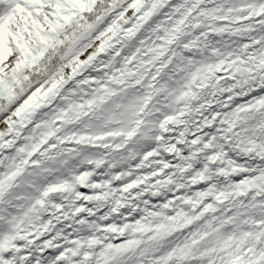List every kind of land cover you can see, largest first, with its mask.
<instances>
[{
    "label": "bare ground",
    "instance_id": "bare-ground-1",
    "mask_svg": "<svg viewBox=\"0 0 264 264\" xmlns=\"http://www.w3.org/2000/svg\"><path fill=\"white\" fill-rule=\"evenodd\" d=\"M199 2L133 0L0 121V264H264V21L187 31L126 146L25 172L65 124L139 81Z\"/></svg>",
    "mask_w": 264,
    "mask_h": 264
},
{
    "label": "trees",
    "instance_id": "trees-1",
    "mask_svg": "<svg viewBox=\"0 0 264 264\" xmlns=\"http://www.w3.org/2000/svg\"><path fill=\"white\" fill-rule=\"evenodd\" d=\"M47 1L51 4L50 11L45 14L38 11L40 14L36 18L24 20L17 43L11 42V45L21 49L9 55L29 63V66L22 71H10L7 77L0 81V121L30 92L38 86L46 88L51 82H48L49 79L64 70L66 52L72 43L80 41L82 44L83 40L80 39L89 31V27L95 26L92 38L94 39L133 0H57L53 3L52 0ZM88 44L89 42L85 46ZM84 47H80L77 54ZM28 56H31V59H28ZM5 106L9 107L1 112Z\"/></svg>",
    "mask_w": 264,
    "mask_h": 264
},
{
    "label": "rangeland",
    "instance_id": "rangeland-1",
    "mask_svg": "<svg viewBox=\"0 0 264 264\" xmlns=\"http://www.w3.org/2000/svg\"><path fill=\"white\" fill-rule=\"evenodd\" d=\"M55 1L57 0H52V3ZM50 5L51 4L48 3L47 0H0V81L5 79L7 77L6 75H8L10 71H22V69L29 66V63L16 58L12 54L9 55L11 52H19V50L21 49V47L19 46L11 45V42L17 43L16 41L18 38V33L22 32L21 25L24 20L36 18V16L40 14L37 13L38 11H41V13L44 14L49 12ZM94 29L95 26L89 27V31L86 32L80 39L83 40L82 44L79 43L80 41L71 44V47L65 54L64 69L68 68L69 66L71 67L75 63L73 59L74 55L77 54L80 47L83 48L86 43L92 40ZM28 59H31V56H28ZM72 62L74 63L71 65ZM56 77L57 76H53L49 79L48 82H52ZM53 82L51 84H48L46 88L38 86L36 89L42 90L43 92V90L49 88L53 84ZM8 107L9 106H5L4 108H2L1 112L6 110V108ZM161 132L162 131H160V135L163 137L164 135ZM38 254L42 255V251H39Z\"/></svg>",
    "mask_w": 264,
    "mask_h": 264
},
{
    "label": "water",
    "instance_id": "water-1",
    "mask_svg": "<svg viewBox=\"0 0 264 264\" xmlns=\"http://www.w3.org/2000/svg\"><path fill=\"white\" fill-rule=\"evenodd\" d=\"M78 188H80V187L78 186Z\"/></svg>",
    "mask_w": 264,
    "mask_h": 264
}]
</instances>
